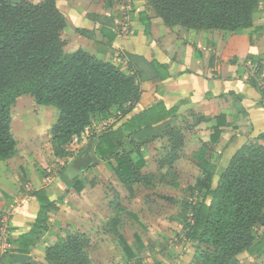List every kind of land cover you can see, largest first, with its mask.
<instances>
[{
	"label": "trees",
	"instance_id": "obj_1",
	"mask_svg": "<svg viewBox=\"0 0 264 264\" xmlns=\"http://www.w3.org/2000/svg\"><path fill=\"white\" fill-rule=\"evenodd\" d=\"M146 1L150 11L167 27L227 32L230 36L226 50L229 52H247L252 35L261 30L253 26L262 14L261 0ZM141 15L144 34L148 35L149 17L145 13ZM93 20L103 24L101 31L114 25L113 19L101 16H94ZM65 27V18L56 8L55 0H42L38 4L27 0H0V161L10 160L16 154L10 105L4 101L6 96L15 98L29 94L36 105L57 110V119L49 129L56 158L70 156L66 147L84 134L93 119H109L112 108L116 110L115 118L122 119L139 100L136 74L124 72L119 66L81 50L65 53V42L60 36ZM76 32L94 40L87 31ZM109 40L112 41L111 37ZM94 45L97 48V42ZM246 58L254 67L249 82L258 87L257 78L263 75L264 55L247 54ZM151 66L156 64L152 62ZM260 85L261 93H264V77ZM217 120L219 127L227 125L225 116H219ZM169 121L171 124L167 123ZM160 125L163 129H153ZM182 128L177 109L159 103L117 129H107L97 136L95 152L132 196L136 184L153 187V176L140 172L143 161L134 163L131 160L134 152L142 154L139 147L144 145H139L140 136L133 139L132 135L141 130H148L155 137L165 135L172 147L158 161L159 167H167L159 181L178 188V176L172 164L179 158L183 146ZM219 134L218 128L215 129L212 143L217 141ZM112 159L116 166L111 164ZM20 169L25 171L24 167ZM201 173L202 179L186 189L191 197L196 196L199 200L183 201L179 216L183 236L192 244L193 250L196 252L198 245L210 247L214 252L212 264H229L241 253L264 255V147L255 143L238 149L228 166L219 171L215 188L210 186L209 169H201ZM96 185L94 174L88 170L71 187L79 194L86 186ZM30 196L36 200L38 212L28 232L7 242L5 255L9 261L12 253L28 254L49 233V216L59 212L62 202V198L52 200L44 188L31 192ZM109 207L113 214L108 223L109 231L127 261L135 260L144 250L143 243L135 234L129 245L121 234L120 216L124 209L118 196L109 202ZM87 244L88 239L84 236L66 232L64 236H56L43 250L44 261L46 264H92Z\"/></svg>",
	"mask_w": 264,
	"mask_h": 264
},
{
	"label": "crops",
	"instance_id": "obj_2",
	"mask_svg": "<svg viewBox=\"0 0 264 264\" xmlns=\"http://www.w3.org/2000/svg\"><path fill=\"white\" fill-rule=\"evenodd\" d=\"M28 1L38 4L42 0ZM55 6L66 21V27L60 34L65 42V53L81 50L98 60L119 66L124 72L137 75L139 100L122 119L115 118V108L110 110L111 129H117L130 118L159 103L166 108L177 109V115L183 122V146L172 168L179 175L180 182L192 187L197 180L202 179L201 169L208 168L211 180L216 184L219 171L228 166L230 158L238 149L255 143L264 147V93H261L260 85L264 77V61L261 63L263 75L257 78L258 87H253L249 79L254 74V67L246 58L247 54L264 55V0L260 3L261 17L253 23L255 28L261 30L252 35L248 51L240 53L226 50L230 35L225 31L165 26L150 11L146 0H55ZM143 13L149 17L148 35L144 34L141 23ZM94 16L113 19L114 25L104 27L106 29L101 31L103 24L94 21ZM76 30L87 31L94 36V40L80 35ZM110 37L112 41L109 40ZM94 42H97V48ZM152 62L156 64L155 67L151 66ZM219 116L226 117L227 125L219 127ZM167 123L171 124V121ZM163 127L160 125L153 129ZM217 128L220 134L217 141L212 143L211 136ZM139 136L142 138L139 145L144 143L139 147L142 154L134 152L130 156L131 160L134 163L140 159L143 161L140 172L153 176V187H166L159 179L167 167H159L158 161L170 152V139L165 135L155 137L148 130H141L131 138ZM8 161H0L5 163L4 170H0V264H46L43 250L57 236L53 222L58 219L57 215L49 216V233L25 255V260L16 259L18 254L12 253L9 261L5 255L7 242L28 232L35 220L38 204L30 196L31 192L44 188L52 200H57L65 194L64 190H68L70 192L67 195L73 197L77 194L71 187L73 182L88 170H79L72 160L69 168L73 175L68 189L62 181L53 180L51 184L44 180L39 182L32 175L23 185L18 174L15 173L14 177L13 173H8ZM101 167L89 168L99 182L105 174ZM183 168L195 171V175H189L184 180ZM113 183L119 203L124 209L120 216L121 234L129 245L133 243L135 234L139 236L144 246L138 257L141 259L149 254L148 240H159L157 231L162 225L169 224V220L163 212L156 210V205L145 203L149 187L136 184L130 196L118 180ZM92 188L94 187L86 186L79 194L84 195ZM62 202L67 200L62 198ZM62 202L59 204L61 213ZM111 215L112 218L113 214ZM169 225L174 227L175 235H180L183 241V246L173 248V252L182 251L180 253H184V259L187 260L189 256L186 254V247H190V252L193 248L182 235V224L174 221V225ZM156 244L151 255L155 259H161L158 242ZM140 261L139 264L148 263L146 260ZM130 262L123 256L118 264H131ZM237 264H264V255L249 256L241 253L237 256Z\"/></svg>",
	"mask_w": 264,
	"mask_h": 264
},
{
	"label": "rangeland",
	"instance_id": "obj_3",
	"mask_svg": "<svg viewBox=\"0 0 264 264\" xmlns=\"http://www.w3.org/2000/svg\"><path fill=\"white\" fill-rule=\"evenodd\" d=\"M4 101L10 105L11 131L16 140V154L6 163L8 173H13L14 177L15 173L18 174L23 185L32 175L33 179H37L39 182L44 180L51 184L53 180L62 181L68 189L73 175L69 163L72 160H77V157L83 152L90 140L111 128V117L109 119H102L101 117L93 119L84 134L73 139L66 147L67 151L70 152V158L68 160L59 159L54 156V144L49 135V129L57 119V110L54 107L36 105L29 94L19 95L15 98L6 96ZM4 164L0 163V170H4ZM111 164L116 166L117 163L112 159ZM94 166H102V170L105 171L103 180L99 182L98 177L94 175L97 185L84 195L74 194L73 197H69L67 194L70 191L64 190L65 194L62 198L66 199L67 202H62V213L59 208V212L55 214L58 219L53 221L54 228H56L57 236H64L66 232H70L88 239L87 253L92 264H118L124 255L117 245L115 237L109 231L108 225V220L112 216L109 202L115 196H118L113 183V181L117 182V179L102 162ZM21 167L25 168L26 174L25 171L21 172ZM182 170L184 180L189 175H195L193 170L184 168ZM175 174L178 176V188H172L166 184H164L166 187L154 186L149 188L148 195L144 200L147 205H156V210L160 213L163 212L165 218L169 220V224L172 225H174V221L181 223L179 216L183 201L195 202L199 200L198 197H191L186 192L188 185L180 182L179 175ZM210 186L215 188L216 184L212 182ZM156 210L153 209V211ZM169 224L159 227V231H157L160 237L159 240H148L147 249L149 254L140 257L141 259L131 261V264H139L140 260H146L147 264L213 263L214 252L205 245H198L196 252L195 249L190 252V247H186V254L189 256L187 260L184 259V253H180L182 251L179 250L178 253H174L173 248L183 246L181 244L183 241L180 239V235H175L174 227ZM119 230H121V227H119ZM157 242L161 259H155V256L151 255L155 251ZM233 262L237 264V259H232L229 264Z\"/></svg>",
	"mask_w": 264,
	"mask_h": 264
},
{
	"label": "water",
	"instance_id": "obj_4",
	"mask_svg": "<svg viewBox=\"0 0 264 264\" xmlns=\"http://www.w3.org/2000/svg\"><path fill=\"white\" fill-rule=\"evenodd\" d=\"M97 142L98 137L90 140L83 152L77 157V160L74 161V166H76L79 170H88L90 167L101 162L95 152ZM15 257L20 260H25L27 258L23 254H18ZM232 264H234V262Z\"/></svg>",
	"mask_w": 264,
	"mask_h": 264
},
{
	"label": "built area",
	"instance_id": "obj_5",
	"mask_svg": "<svg viewBox=\"0 0 264 264\" xmlns=\"http://www.w3.org/2000/svg\"><path fill=\"white\" fill-rule=\"evenodd\" d=\"M0 258H1V256H0Z\"/></svg>",
	"mask_w": 264,
	"mask_h": 264
}]
</instances>
